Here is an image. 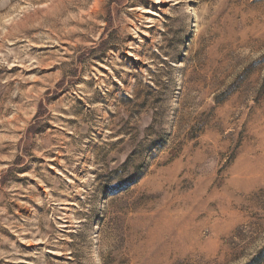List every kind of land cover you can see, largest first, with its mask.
<instances>
[{
  "label": "rangeland",
  "instance_id": "rangeland-1",
  "mask_svg": "<svg viewBox=\"0 0 264 264\" xmlns=\"http://www.w3.org/2000/svg\"><path fill=\"white\" fill-rule=\"evenodd\" d=\"M0 264H264V0H0Z\"/></svg>",
  "mask_w": 264,
  "mask_h": 264
}]
</instances>
